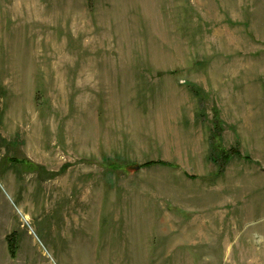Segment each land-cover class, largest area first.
I'll return each instance as SVG.
<instances>
[{
    "label": "rangeland",
    "instance_id": "1",
    "mask_svg": "<svg viewBox=\"0 0 264 264\" xmlns=\"http://www.w3.org/2000/svg\"><path fill=\"white\" fill-rule=\"evenodd\" d=\"M0 264H264V0H0Z\"/></svg>",
    "mask_w": 264,
    "mask_h": 264
},
{
    "label": "trees",
    "instance_id": "2",
    "mask_svg": "<svg viewBox=\"0 0 264 264\" xmlns=\"http://www.w3.org/2000/svg\"><path fill=\"white\" fill-rule=\"evenodd\" d=\"M216 148V147H215ZM214 148V149H215ZM213 150V147H212ZM215 151V150H214ZM223 150H220L221 153H219L218 155L215 156V153L211 154L210 159L216 163V165L218 166V168L220 169V171H222V166L224 165L222 162H225L228 160V157H226V153H222ZM152 164H154L153 162H149L147 164H145V166H152ZM155 164H162L165 165L162 162H156ZM171 166V165H170ZM9 243H10V250L13 253L14 252V244H15V240L13 239V237H9Z\"/></svg>",
    "mask_w": 264,
    "mask_h": 264
}]
</instances>
